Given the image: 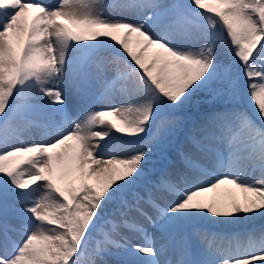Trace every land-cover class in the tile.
Returning <instances> with one entry per match:
<instances>
[{
    "label": "snow or ice",
    "instance_id": "obj_1",
    "mask_svg": "<svg viewBox=\"0 0 264 264\" xmlns=\"http://www.w3.org/2000/svg\"><path fill=\"white\" fill-rule=\"evenodd\" d=\"M213 219H264V0H0V264H264Z\"/></svg>",
    "mask_w": 264,
    "mask_h": 264
},
{
    "label": "bare ground",
    "instance_id": "obj_2",
    "mask_svg": "<svg viewBox=\"0 0 264 264\" xmlns=\"http://www.w3.org/2000/svg\"><path fill=\"white\" fill-rule=\"evenodd\" d=\"M57 1L54 0L53 3H50L48 0H45V3L47 4H55ZM125 56L126 59H130L127 57V54L124 53L123 54ZM97 107H99V105H97ZM185 116V119H186V129L187 128H191L193 123L197 122L198 119L195 118H191L190 116ZM108 119H112V120H115V117H112V116H109ZM117 123H120L119 121H116ZM97 130H101V129H97ZM40 135H42V132L40 130H34L33 132V136L34 138L36 139H39ZM96 141H94L95 143ZM185 142V136H184V133H181V136H180V142L176 145V148H179L180 146H182V144ZM101 143H103L101 141ZM107 158V157H105ZM170 158L172 160H175L176 159V150L174 149L171 154H170ZM168 161L167 160H163V159H160L159 157H154L153 158V164L157 167V168H160V167H164L165 164H167ZM211 195V194H209ZM237 195H239V193H237ZM202 226L203 227H206L208 230L210 231H213L212 228H218V231L216 232H245V231H248V230H252V229H256V230H259L261 228H264V219H257L255 221H253L252 223H244V224H239V225H228V224H221L219 221H216L215 219L213 220H206L202 223ZM218 226V227H217ZM191 233H193V231H195L197 233V229H190ZM192 240L200 245L201 247H203V243L202 241L199 240V238L197 239V237H194L192 235ZM139 242V241H137ZM225 247H227V245H224ZM160 259H164V257H160Z\"/></svg>",
    "mask_w": 264,
    "mask_h": 264
},
{
    "label": "rangeland",
    "instance_id": "obj_3",
    "mask_svg": "<svg viewBox=\"0 0 264 264\" xmlns=\"http://www.w3.org/2000/svg\"><path fill=\"white\" fill-rule=\"evenodd\" d=\"M48 1L50 3H53L54 2V0H48ZM55 1H57V0H55ZM202 98L203 97H202V94H201L196 99H199L200 100ZM207 107H208V105L205 104V103L202 104L200 106V108H198V109H194V108L189 107V108H187V109L184 110V113L183 114L186 115V116H190L193 119L197 118L199 120L200 119V116H201V113H203L207 109ZM212 230L216 232V231H218V228L215 227V228H212ZM152 231H154V230H152ZM192 235L194 237H197V239H198V234L195 231H193Z\"/></svg>",
    "mask_w": 264,
    "mask_h": 264
}]
</instances>
